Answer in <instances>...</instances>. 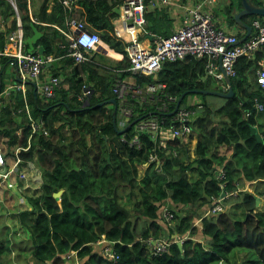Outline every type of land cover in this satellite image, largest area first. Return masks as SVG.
Listing matches in <instances>:
<instances>
[{
    "label": "trees",
    "instance_id": "obj_1",
    "mask_svg": "<svg viewBox=\"0 0 264 264\" xmlns=\"http://www.w3.org/2000/svg\"><path fill=\"white\" fill-rule=\"evenodd\" d=\"M47 2L43 0L38 14L32 15L37 21L33 23L27 0H16L25 40L32 37L34 27L42 36L32 53L63 59V66H72V70L71 77L63 79L55 97L48 102L35 94L33 87L25 89L31 115L44 121L47 134L35 135L30 148L19 152L24 162L30 161L39 170L42 183L40 193L28 199L31 210L17 214L18 227L28 233L31 243L25 255H15H22L30 264H67L64 258L71 251L77 252L75 264H237L238 255L243 253L246 256L243 264H264V208L257 206V200L264 199V108L262 112L256 111L253 102L256 98L264 107V89L256 80L264 56L262 50L253 58L239 59L236 77L231 79L234 94L222 98L223 103L217 108L206 98L220 97L200 93L222 92L211 78H205V59L188 56L182 61L165 62L155 79L130 77L128 72H122L121 78H128L143 89L162 83L164 92L177 99L187 94L182 106L191 94L203 97V111L193 125V136H197L195 157L190 160L191 136L167 146L175 149L177 156L168 155V148L157 149L159 160L139 169L147 163L156 144L146 135L140 150L121 142L117 117L116 127L113 125L115 108L107 103L116 100L111 90L113 78L100 76L92 58L75 65L66 56V50L58 46L66 43L64 36L52 26L63 25L62 7L55 0L48 13ZM249 2L263 7L260 0ZM120 3L121 0L81 1L90 27L112 49L123 54L122 64L116 67L125 70L129 63L124 47L110 36L112 21L118 17L115 9ZM241 10V0H229L224 9L228 22L234 24V15ZM7 18L12 20L7 22ZM145 18L147 32L169 36L168 20L163 14L149 10ZM256 18L262 21L256 15L241 20L251 22ZM0 21L10 24L8 30H0L1 51L6 34L17 26L16 13L6 0H0ZM25 47L28 50V44ZM7 59H1L2 69ZM58 72L52 76L60 77ZM3 73L4 70L0 75ZM84 73L86 79L81 76ZM90 82L92 95L87 103H82L77 95ZM3 91L5 83L0 79V94ZM23 106V93L17 89L11 91L7 104L0 106V140L7 139L5 144L11 157L15 156V148L28 145L31 132L28 120L25 115H15ZM132 107V120L158 115L154 112L157 106L151 101L132 100ZM250 127L257 128L262 143L251 134ZM132 133L131 127L126 131L128 138ZM220 168L225 171L223 189L217 179ZM247 184L252 186L251 192L240 190ZM60 190L63 193L57 202L54 195ZM222 194V210L212 212V200L223 197ZM232 199L236 203L228 211L226 205ZM189 206L194 210L183 212L182 208L179 212L180 207ZM202 207L206 211L199 214ZM169 216L174 226L168 224ZM102 236L112 243L110 250L115 259L105 256L96 244ZM176 236L184 239L181 248ZM9 237L10 226L1 217L0 264H9L13 254ZM150 239L167 240L168 251L154 254L147 244Z\"/></svg>",
    "mask_w": 264,
    "mask_h": 264
},
{
    "label": "built area",
    "instance_id": "obj_2",
    "mask_svg": "<svg viewBox=\"0 0 264 264\" xmlns=\"http://www.w3.org/2000/svg\"><path fill=\"white\" fill-rule=\"evenodd\" d=\"M7 1L16 13L17 26L6 34L5 46L0 51V58H8L16 66L18 82L11 88V91L13 89L21 90L24 106L16 110L15 113L16 115H25L27 118L31 127L30 140L35 135L47 134V129L42 119H34L31 115V108L27 104L24 95L26 84L32 83L38 96L47 102L55 97L62 78L51 75L47 79H41L46 64H52L55 59L52 56L43 57L40 54L27 51L16 0ZM81 1L58 0L67 15L77 9L81 5ZM224 1L193 0L185 2V4H178L173 0H148L147 3H145V0H121L118 7L120 11L118 31L126 34L124 51L129 66L125 70L115 71L116 75L113 76L111 85L112 93L118 100L116 106L117 126L120 131H124L120 140L136 150H140L143 146V135L152 138L156 144V148L148 155L147 163L139 166V169L159 160L160 156L157 149H166L173 141H181L193 136V125L203 111V106L201 102H190L183 106L180 104L175 114L170 116L178 99L164 92V84H150L143 89L133 84L128 78H121L122 72H128L130 77L156 78L165 62L182 61L191 56L205 59V76L213 79L222 89V92H227L228 86L224 81V75L229 77L230 80L236 77L235 67L239 59L242 57L252 58L256 52L261 50L264 55V21L257 18L252 20L250 25L252 33L243 42H240L239 37L234 32L217 25V16L214 10L218 3L221 4ZM31 5L32 0H27V9L30 15ZM159 5L181 7L184 14L183 25L176 28L168 37L153 36L151 45L142 47L137 36L138 33L144 32L147 24L145 13ZM30 19L33 23H37L32 15ZM64 25L66 26L64 29L54 25L55 28L61 31L66 41V44L61 45V48L66 49L67 56L72 58L75 65L89 62L91 53L101 42L99 33L90 30L85 20L70 15ZM0 27L8 30L5 22H2ZM119 32H117V35L121 37ZM256 80L257 84L264 89V56L260 61V69L257 71ZM11 91H4L5 96L8 97ZM92 92L91 87L83 85L81 92L78 94V100L87 103ZM132 100H139L142 103L154 102V106H157V110L154 112H158V115L138 120L131 126L133 133L128 138L126 131L131 128L129 125L134 121L132 120L134 117ZM253 102L254 109L262 112L263 105L256 98ZM28 144V147L24 150L29 148L30 143L28 142ZM167 154L175 157L178 152L175 149L168 148ZM24 166H21L19 158H16L14 164L10 165L0 144L1 186L5 185L9 189H13L16 186L13 180L14 176L25 179L27 172L20 171ZM217 179L221 181L220 188L223 189L225 182V171L223 169L217 170ZM249 186L250 184H247V187L240 190L250 191ZM223 199L224 195L212 200V212L222 210ZM207 212H211V209ZM167 218L170 220L172 216ZM169 243L167 240L154 241V239H150L147 244L154 254H162L168 251ZM96 244L100 245L105 256L111 259L116 258V255L110 250V244L112 243L106 241L103 236L97 240ZM76 254V251H71L65 255L64 259L67 262L74 260L75 264L77 263Z\"/></svg>",
    "mask_w": 264,
    "mask_h": 264
},
{
    "label": "crops",
    "instance_id": "obj_3",
    "mask_svg": "<svg viewBox=\"0 0 264 264\" xmlns=\"http://www.w3.org/2000/svg\"><path fill=\"white\" fill-rule=\"evenodd\" d=\"M56 1L58 2V0H56ZM173 1L178 3V4H185V2L187 3V2L193 1V0H185V1L173 0ZM260 1L263 2L262 6L264 7V0H260ZM42 2H43V0H32L31 10H30L31 15H37L38 14ZM55 3H56L55 0H48V2H47V12L48 13H50L52 11V9L55 6L54 5ZM227 5H229V0H225L221 4L218 3V6L215 8L214 11H215V14L217 16V18L215 17L217 19V25L219 27H223V28L229 29L230 31L234 32L239 37V39L241 40L242 38H244L246 36L247 30L244 27L238 25L236 22L234 24H231L230 22H228L227 16H226L225 11H224V9ZM61 9L63 10V8H61ZM154 10L159 12L160 14H163L166 18V19L165 18L164 19L168 20V23H167L168 28L167 29L170 31V34H172L176 28L181 27L183 25L184 14H183V10L181 9V7L175 8L172 5L168 6V7L165 5H159L158 7H156L155 9H153L151 11H154ZM62 12L64 14L63 25L62 26L57 25L60 29L66 28L64 23H65V21L69 15L73 16L75 18L81 19V20H85L87 22L85 10H84L82 5H80L77 9H75L69 15H67V13H65L64 10ZM31 15L29 14V17ZM117 16L118 17L112 21L113 30L110 33V36H111V39L113 41L120 42L124 47L126 34L124 32L118 31V28H119L118 20H119L120 12H119V14H117ZM159 17L163 19V17L161 15ZM11 20H12V18H7L6 21L10 22ZM262 21H264V17H262ZM2 22L4 23V21H0V26H1ZM242 22L244 24L251 25V22L248 20L243 19ZM9 25H10L9 23H6L7 27H9ZM87 27L90 30H93L90 27V25L88 24V22H87ZM0 30L5 31L1 27H0ZM57 30L61 33V31L59 29H57ZM93 31H96V30H93ZM117 32H119L121 34V37H118ZM251 33H252V31H251ZM99 35H100V33H99ZM153 36H159V35H153V34L147 32L144 28V32L138 33L137 38L139 39L142 47H148L152 43V37ZM61 45H63V44H60L58 46H60V48H61ZM61 49H63V48H61ZM2 58H0V73L2 70H4V73L2 75H0V79H2V81L5 83V92H9V91H11L12 85L14 83H16L14 81L15 80L17 81V79H18L17 69H16V66L13 64V61L12 60L10 61V59H7L8 62L4 65V69H2V67H1V59ZM91 58H92V63H94L95 66L98 67L97 73L100 76H107L108 78L110 76H111V78H113V72H115L117 70L116 66L121 65L122 61L124 60L123 54L118 53L114 49H112L111 45H109L108 43L103 41L102 38H101V42L98 44L97 48L91 53ZM62 61H63V59H58L52 65H46V67L43 70V74L41 76V79H47L49 76L55 75V73H57V71H59L58 74H60V77L62 78V80L65 77H71L70 75H71L72 66L64 67ZM126 61L128 62L127 57H126ZM257 71H256V74H257ZM81 76L83 79H86V73L81 74ZM205 78H207V77L205 76ZM84 85H86V84H84ZM92 85H93V83L90 82L87 86L90 87ZM27 86L28 87H34L33 84L30 82L26 84V87ZM4 95H6V94L3 91L0 94V106H5L7 104V97ZM77 99H78V95H77ZM20 132H21V130H19L17 132L18 136H20ZM0 141H2L4 143L3 150L5 151V149H7V147H6L7 144H5L7 139L2 138ZM28 142L31 143V140L28 139ZM196 142H197V136H193L191 142L189 143L191 148L188 145L189 153H190L192 158L195 157L194 149H195ZM18 149H19L18 147L15 148V151H17ZM7 158L9 159L10 165L14 164L15 160L12 157L9 158L8 154H7ZM21 166H24V167L20 171H23V172L26 171L27 172V176L25 179H19L18 177L14 176L13 180H14V183L16 184V186L13 189H9L5 185L0 186V199L4 200V202H5V207H4L3 211H0V216L4 217L7 215L6 217H14L16 219V221H15L16 226H18L17 218H16L17 214L23 210H28V211L31 210V205H30L28 199L37 196L40 192V189H41V181H40L41 179L39 177L40 176L39 170L36 167H34L32 164L26 165V163H24V162H21ZM2 195H6L4 199L2 198ZM4 219H5V217L3 218V220ZM7 224L10 226L9 223H7ZM18 229H19V227H18Z\"/></svg>",
    "mask_w": 264,
    "mask_h": 264
},
{
    "label": "rangeland",
    "instance_id": "obj_4",
    "mask_svg": "<svg viewBox=\"0 0 264 264\" xmlns=\"http://www.w3.org/2000/svg\"><path fill=\"white\" fill-rule=\"evenodd\" d=\"M214 83L216 84L217 87H219V85H217L216 82H214ZM206 100L208 102H210L212 104V106L215 107V108H217L220 104L223 103V99L222 98H209L208 97V98H206ZM190 102L191 103L203 102V97H201L199 94H191L187 98L185 105L187 103H190ZM3 145H4V143H3ZM189 147L191 148L190 145H189ZM192 159L193 158L190 157V160H192ZM142 172H140V175L142 174ZM41 183H42V181H41ZM0 186H1V184H0ZM249 190L250 191L252 190V186H249ZM60 191H62V190H60ZM5 196L6 195H2V198L4 199ZM59 200H60V197H59ZM234 203H236V200L232 199L231 204L226 205V210L230 211L231 206L234 205ZM4 207H5V202H4V200H1L0 199V211H3ZM182 208L185 210L183 212H186L188 210H194V209H191L190 206L189 207H180L179 212H180V210ZM263 208H264V199H260V203H259L258 209H263ZM204 211H206V207H202L201 209H199L198 213L201 214ZM183 212L180 213L181 216H182ZM6 216H4L5 217L4 222L10 224V237L9 238L11 240V245H12V248H13V254H11V256L9 257V259H10L9 260V264H21V261H23L26 264H28V263L30 264L31 263L30 261L27 262L26 259L23 260V256L22 255H20V257H18V255H15L16 253H24L23 255H25V253H27V249H29L30 243H31V241L29 239L28 233L26 231H23L21 229H18V226H16V223H15L16 219L14 217H6ZM1 217H2V219L4 218L3 216H0V218ZM166 219L169 222L168 224L170 226H174V223L175 222H170L169 221V218H166ZM200 237L201 236H197V239H200ZM176 239H177L176 242L178 243L180 241V243L182 245L184 239H182V240L179 239L178 240V237L177 236H176ZM198 241L201 242V243H203L202 240H198ZM245 260H246V256L243 253L242 254H239L238 255V262H237V264H243L245 262ZM67 264H74V260H71L70 262H67Z\"/></svg>",
    "mask_w": 264,
    "mask_h": 264
},
{
    "label": "water",
    "instance_id": "obj_5",
    "mask_svg": "<svg viewBox=\"0 0 264 264\" xmlns=\"http://www.w3.org/2000/svg\"><path fill=\"white\" fill-rule=\"evenodd\" d=\"M241 5H242V10L235 13L234 15V21L244 27L247 30V34L244 38H242L240 40V42H243L251 33L252 28L250 25L248 24H244L241 19L244 16H250V15H256V16H260V17H264V7L261 6H255L252 3L249 2V0H241ZM116 13L119 14V9H115ZM33 27V26H32ZM42 36L41 32H38L34 27H33V35L32 37L28 38L26 40V43L28 44V51L32 52L34 50V46L37 42V40ZM39 52H41V50H39ZM224 81L226 82V84L228 85V91L227 92H213V91H203L200 92L202 95H209V96H217L220 98H231L233 96V89H232V85H231V80L229 79V77L224 75ZM195 93V92H194ZM187 94H182L178 100L177 103L174 107V110L170 113V116H172L173 114H175V112L177 111L178 107L180 106V104L182 103L184 97H186ZM107 103H110L114 106L115 111L113 113V125L114 127H116V100L112 99L110 101H108ZM138 120H134L130 123L129 127L133 126ZM251 130V134L254 135L256 137V139L258 140V142L262 143V138L260 137L258 130L256 127H250ZM124 131H119V134H122ZM63 191H59L58 193H56L54 195V198L56 199L57 202H60L59 197H61ZM224 194H222L223 196ZM259 199L257 200V206H259ZM179 247L181 248V243H178ZM221 264H226L225 262H222Z\"/></svg>",
    "mask_w": 264,
    "mask_h": 264
},
{
    "label": "clouds",
    "instance_id": "obj_6",
    "mask_svg": "<svg viewBox=\"0 0 264 264\" xmlns=\"http://www.w3.org/2000/svg\"><path fill=\"white\" fill-rule=\"evenodd\" d=\"M118 9V8H117ZM120 12V11H119ZM53 27H54V25H53ZM27 40V39H26ZM27 44V43H26ZM64 44H66V43H64ZM66 50V49H65ZM28 51V50H27ZM32 53V52H31ZM38 54H40V53H38ZM41 55V54H40ZM43 56V55H42ZM66 56H67V52H66ZM43 57H47V56H43ZM53 57V56H52ZM68 57V56H67ZM54 58V57H53ZM70 58V57H69ZM55 59V61L57 60L56 58H54ZM72 59V58H71ZM54 61V62H55ZM53 62V63H54ZM52 63V64H53ZM52 64H50V65H52ZM46 65H49V64H46ZM46 67V66H45ZM63 81V80H62ZM13 87V86H12ZM33 89H34V87H33ZM34 92H35V94H37V92L34 90ZM50 101V100H49ZM45 102V101H44ZM48 102V101H47ZM15 115H16V113H15ZM16 116H21V115H16ZM29 123V122H28ZM29 126H30V124H29ZM31 128V127H30ZM30 135H31V132H30ZM30 135H29V138H30ZM193 137V136H192ZM33 139V138H32ZM32 139H30L31 140V143H32ZM31 143H30V145H31ZM0 144H1V146H2V148H4V145H3V142L2 141H0ZM29 145V144H28ZM28 145H27V147H28ZM26 147V148H27ZM19 149V151L17 152V151H15V149H14V151H15V156L14 157H12L14 160L16 159V158H19L20 160H21V162H24L21 158H20V156H19V152L20 151H27L29 148H30V146H29V148L27 149V150H24V149H26V148H20V147H18ZM4 151V150H3ZM7 149H5V151H4V156H5V158L8 160V162H9V159L7 158ZM11 156H9V158H10ZM24 163H26V165L27 164H32L30 161H27V162H24ZM33 165V164H32ZM34 166V165H33ZM35 167V166H34ZM220 169H222V168H220Z\"/></svg>",
    "mask_w": 264,
    "mask_h": 264
}]
</instances>
